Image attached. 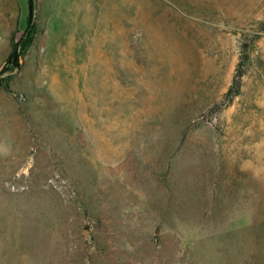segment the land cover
I'll return each mask as SVG.
<instances>
[{
	"label": "rangeland",
	"instance_id": "obj_1",
	"mask_svg": "<svg viewBox=\"0 0 264 264\" xmlns=\"http://www.w3.org/2000/svg\"><path fill=\"white\" fill-rule=\"evenodd\" d=\"M34 5L0 0V264H264V0Z\"/></svg>",
	"mask_w": 264,
	"mask_h": 264
},
{
	"label": "trees",
	"instance_id": "obj_2",
	"mask_svg": "<svg viewBox=\"0 0 264 264\" xmlns=\"http://www.w3.org/2000/svg\"><path fill=\"white\" fill-rule=\"evenodd\" d=\"M28 9H29V14H28V31L29 32H33L34 29H36V25H35V5H34V0H28ZM26 39L24 40L23 43V48H28L32 41H33V37L32 36H26ZM18 49L19 46H16V48L14 49L11 57L15 58V63L18 64L19 63V55H18Z\"/></svg>",
	"mask_w": 264,
	"mask_h": 264
}]
</instances>
